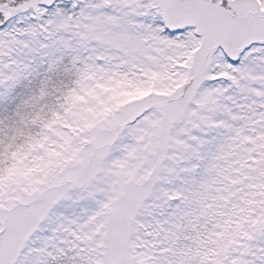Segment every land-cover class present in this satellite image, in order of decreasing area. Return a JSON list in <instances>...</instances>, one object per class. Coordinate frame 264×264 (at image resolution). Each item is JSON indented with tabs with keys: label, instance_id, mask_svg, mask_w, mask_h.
<instances>
[{
	"label": "snow or ice",
	"instance_id": "6c2138e0",
	"mask_svg": "<svg viewBox=\"0 0 264 264\" xmlns=\"http://www.w3.org/2000/svg\"><path fill=\"white\" fill-rule=\"evenodd\" d=\"M0 264H264V0H0Z\"/></svg>",
	"mask_w": 264,
	"mask_h": 264
}]
</instances>
